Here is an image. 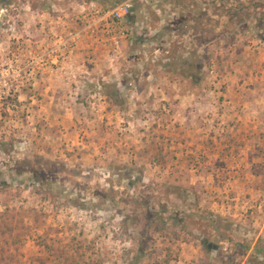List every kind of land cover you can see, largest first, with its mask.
Listing matches in <instances>:
<instances>
[{
	"label": "rangeland",
	"instance_id": "rangeland-1",
	"mask_svg": "<svg viewBox=\"0 0 264 264\" xmlns=\"http://www.w3.org/2000/svg\"><path fill=\"white\" fill-rule=\"evenodd\" d=\"M91 1L126 0H0V264L264 263V152L229 103L264 0H127L115 60L60 43Z\"/></svg>",
	"mask_w": 264,
	"mask_h": 264
},
{
	"label": "crops",
	"instance_id": "crops-1",
	"mask_svg": "<svg viewBox=\"0 0 264 264\" xmlns=\"http://www.w3.org/2000/svg\"><path fill=\"white\" fill-rule=\"evenodd\" d=\"M127 20L129 21V18ZM248 22L249 26H247L245 30L242 31L241 28L237 29L236 36L238 38V45H240V49L239 51L237 49L232 51V54L236 57L233 61L234 63L232 64L234 71L246 70L248 72H246V79H243L244 82L242 86H240V81H242L240 75H236L238 78L236 83H238V85L233 83L236 87V91L229 103H233L234 108H236L234 109L235 112H232L231 115L236 118L237 121L245 117L243 121H241V128L245 129V134L247 132L246 136H250L251 134L259 136V139L256 142L248 143L245 146L246 151L251 150L264 152V32L262 30L258 31L259 35L254 32V16L251 17L247 23ZM245 34H249L250 38L248 37L249 39H245V42H243L242 40H244V37L246 36ZM131 42L133 43L132 39ZM245 83H247L246 92H244L243 89ZM238 91H240V93H238ZM241 105H243V108ZM241 109H244V111L242 110L244 112L243 114H240ZM223 115L224 113H221L222 117ZM236 133H241L238 126ZM238 160L239 162L241 161L239 158ZM259 162L261 163L262 161L258 160V165H264V160L262 164ZM257 176L259 180L264 179V173H260ZM248 177L250 178V176ZM262 204H264V200L259 203V206Z\"/></svg>",
	"mask_w": 264,
	"mask_h": 264
},
{
	"label": "built area",
	"instance_id": "built-area-1",
	"mask_svg": "<svg viewBox=\"0 0 264 264\" xmlns=\"http://www.w3.org/2000/svg\"><path fill=\"white\" fill-rule=\"evenodd\" d=\"M130 14L127 0L113 6H103L91 1L79 12L81 27L68 28L67 38L60 43L72 46L70 51H73L79 43L78 40L87 39L91 41L92 47L115 60L124 55V46L131 43L132 32L127 27Z\"/></svg>",
	"mask_w": 264,
	"mask_h": 264
},
{
	"label": "trees",
	"instance_id": "trees-1",
	"mask_svg": "<svg viewBox=\"0 0 264 264\" xmlns=\"http://www.w3.org/2000/svg\"><path fill=\"white\" fill-rule=\"evenodd\" d=\"M187 62H188V60L185 61V64H187ZM188 65H189V63H188ZM189 71H191V69H188L187 71H185V73H186L189 77H191V78H195V77H196V76H195V73H191V72H189ZM258 246H259V245H258ZM205 248L208 249V245L205 246ZM258 253L263 254V253H264V248H261V251L258 250ZM263 255H264V254H263ZM259 263H260V264H264V263H262V262H259Z\"/></svg>",
	"mask_w": 264,
	"mask_h": 264
}]
</instances>
